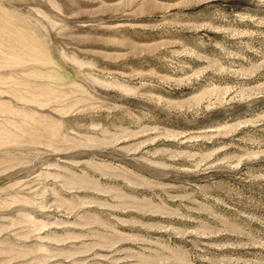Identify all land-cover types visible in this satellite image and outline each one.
<instances>
[{"label": "rangeland", "instance_id": "rangeland-1", "mask_svg": "<svg viewBox=\"0 0 264 264\" xmlns=\"http://www.w3.org/2000/svg\"><path fill=\"white\" fill-rule=\"evenodd\" d=\"M0 264H264V0H0Z\"/></svg>", "mask_w": 264, "mask_h": 264}]
</instances>
